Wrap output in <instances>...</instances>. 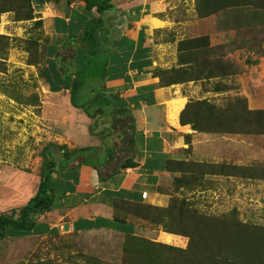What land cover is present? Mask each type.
<instances>
[{"label":"rangeland","instance_id":"obj_1","mask_svg":"<svg viewBox=\"0 0 264 264\" xmlns=\"http://www.w3.org/2000/svg\"><path fill=\"white\" fill-rule=\"evenodd\" d=\"M158 1L160 4L153 12L162 20L153 29L158 47L157 68L171 70L166 72L169 74L176 73L173 69L184 66L181 44L203 39L214 51L206 54L208 58L227 74L220 76L218 70L216 77L179 83L189 100L207 99L224 106L234 97L243 96L251 109H264V17L252 16L249 11L241 12L233 7L203 16L197 0ZM27 12V7L15 8L0 16V203L5 207L20 201L24 203L26 196L36 194L37 185H33L41 178L45 147L67 144L74 149L96 141L89 132L91 119L88 115L74 108L67 92L51 91L43 72L47 65L50 30L35 11L33 18H25ZM208 70L212 68L209 66L205 74ZM219 84L227 90L216 91ZM191 130L190 135L179 134L178 146L172 148L179 163L238 165L242 167L239 173L245 175H255L257 169L264 168V134H212ZM51 148L59 160L61 151L54 146ZM104 160L106 156L102 157V162ZM174 165L176 169L182 167L178 162ZM13 170H16L17 179L12 177ZM67 173L76 177L73 172ZM23 174L36 179L27 183L19 181ZM185 174L188 179L202 182L180 188L174 176L169 175L162 179L160 189L170 194L172 201L186 199L185 217L190 223L197 217L196 212L220 216L237 211L239 220L258 227L256 235L248 238L256 251L250 258L246 255V262L241 264H264V179ZM61 181L65 186V179ZM9 184L17 187V200L6 195ZM124 208L138 212L141 217L136 220L139 232L134 236L112 230L68 232L66 229L46 237L9 236L0 241V264H146L149 257L156 260L157 256L167 258L166 264L182 263V254L163 248L158 250L160 247L155 244L185 249L190 237L172 234L163 224L155 223L154 209L149 211L140 206L137 210L130 205ZM7 211L10 210L0 207V212H11Z\"/></svg>","mask_w":264,"mask_h":264},{"label":"trees","instance_id":"obj_2","mask_svg":"<svg viewBox=\"0 0 264 264\" xmlns=\"http://www.w3.org/2000/svg\"><path fill=\"white\" fill-rule=\"evenodd\" d=\"M83 1L89 11L96 8L97 12L104 13L112 7L111 0ZM33 2L34 0H2L0 1V16L12 9L27 7L28 12L25 18L31 19L33 11H35ZM196 2L199 12L203 16L213 14L222 8L233 7L241 12L249 11L248 13L252 16L264 17V0H197ZM100 27V17L95 18L94 21L90 20L84 34L80 36V46L77 47L73 61L70 63V66L74 67L75 73L70 71V67L61 68L59 63L55 62L57 60L49 58L43 72L51 91L70 90L72 104L88 115L91 119L90 132L95 136H100L102 144L74 149H70L67 144H53L45 147L44 166L38 191L23 207L14 209L10 213L0 212V241L9 236L32 235V231L38 223L37 216L39 214L61 207L63 199L61 193L65 195L68 191L74 190L70 179L64 177L67 176L64 173L67 169L90 165L98 171L100 179L106 181L108 177L136 165L134 161L136 125L131 105L136 104L135 106L138 107L139 99L127 100L121 97L119 92H115L103 84L107 78L111 77V74L107 69V60L102 59L106 52L103 51ZM185 45L186 48H184ZM208 46L203 39H191L189 42H183L181 49L184 54L181 55V58L184 66L173 69L176 73L171 74L166 73L171 70L165 71L157 68L156 74L159 72L160 83L170 85L216 77L218 70H220L218 71L220 76L226 75V70L220 65L216 66L217 63L212 62L206 55L214 53ZM204 59L205 62H201ZM209 66L212 70H208L205 74ZM97 79L98 81H95ZM215 90L222 92L227 88H223L219 84ZM181 122L190 124L193 130L212 134L262 135L264 134V109H251L248 107L247 99L243 96L234 97L224 106H219L207 99H190L181 113ZM51 146L61 151L59 160L53 154ZM103 156H106V160L102 162ZM182 164L184 165L178 169L180 171L264 179V168L262 171L257 169L255 175H245L239 173V168L242 167L238 165L228 166L195 161H183ZM61 179L67 180L64 186L67 188L63 190L60 189V183L64 184L63 181H60ZM175 182L181 186L180 188H183V186H190L192 183L202 181L176 176ZM122 200L116 203V207L118 212L120 210H126V212L122 216H115L113 221L120 223L122 227L114 230L128 236H134L139 232L133 220H129V216L131 218L138 216L141 219L139 213L129 211L124 207L130 205L137 210L140 206L149 211L154 209L153 220L155 223L163 224L165 230L172 234L190 237L188 247L185 249L177 246L172 247L165 243L155 244L160 247L158 250L164 249L182 254L181 264H241L246 262V255H249L250 258L256 251L252 249L253 243L248 238L256 235L258 227L239 220L235 210L231 214L220 216L196 212L197 217L194 218L193 223H190L189 219L185 217L186 199L171 200L167 206L142 202L130 204ZM127 212L133 214L128 216ZM188 227L192 231H189ZM11 233L17 234L12 235ZM57 234L59 231L53 233V235ZM150 247V251H152V244ZM153 252L158 253L156 250ZM167 260L162 256H157L156 260L149 257L146 264L157 262L166 264Z\"/></svg>","mask_w":264,"mask_h":264},{"label":"crops","instance_id":"obj_3","mask_svg":"<svg viewBox=\"0 0 264 264\" xmlns=\"http://www.w3.org/2000/svg\"><path fill=\"white\" fill-rule=\"evenodd\" d=\"M111 3L112 7L104 13L97 12L96 8L89 11L83 0H34L33 5L38 18L43 20L50 30L46 58L58 60L61 68L68 66L73 73L74 67L70 66V63L77 47L80 46V36L84 34L90 20L94 21L100 17V36L103 51L106 52L102 59L107 60V69L111 74L103 84L119 92L120 96L127 100L139 99L138 107L136 104L131 105L136 125V165L108 177L106 181H102L98 171L90 165L67 169V176L64 177L70 179L74 190L65 195L60 192L63 199L59 209L37 216L38 223L30 236L46 237L53 235L55 231L61 233L65 229L68 232L116 231L114 229H120L122 225L113 219L116 215L122 216L126 212L120 210V215L116 203L123 199L122 201L130 204L142 202L167 206L171 196L160 189L162 179L169 175L174 178L184 175V178H188L185 173H191L174 168L176 162L182 164L183 161H176L178 156L172 150L174 146H178L179 134L192 131L190 124L181 122V113L189 101V96L184 94L179 83L162 85L160 77L156 74L158 47L153 29L157 28L162 20L153 12L160 2L111 0ZM59 92H67V96H70L68 89ZM90 134L96 137L94 144L78 147L102 144L100 136L91 132ZM67 171L73 172L76 177ZM12 177L17 179L16 170H13ZM35 179L23 174L18 180L27 183ZM39 182L40 178H37L33 185H37V189ZM65 188L67 187L60 183V189ZM16 190L15 185L9 184L5 190L6 195H11L14 200L17 198ZM145 192L146 197L143 196ZM32 197L26 196L24 203L20 201L13 206L5 207L0 203V207L10 211L17 210L26 205ZM132 214L129 212L128 216ZM137 218L129 216V220H133L137 225L136 229Z\"/></svg>","mask_w":264,"mask_h":264},{"label":"clouds","instance_id":"obj_4","mask_svg":"<svg viewBox=\"0 0 264 264\" xmlns=\"http://www.w3.org/2000/svg\"><path fill=\"white\" fill-rule=\"evenodd\" d=\"M145 193H146V192H145ZM145 193H144V194H145ZM144 194H143L144 197L147 196V193H146V195H144Z\"/></svg>","mask_w":264,"mask_h":264},{"label":"built area","instance_id":"obj_5","mask_svg":"<svg viewBox=\"0 0 264 264\" xmlns=\"http://www.w3.org/2000/svg\"><path fill=\"white\" fill-rule=\"evenodd\" d=\"M145 195H146V193H145Z\"/></svg>","mask_w":264,"mask_h":264}]
</instances>
